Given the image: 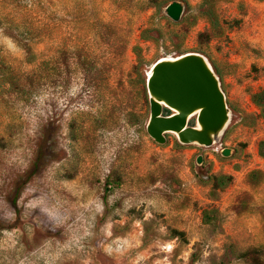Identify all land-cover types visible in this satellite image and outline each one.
I'll use <instances>...</instances> for the list:
<instances>
[{"label": "rangeland", "instance_id": "1", "mask_svg": "<svg viewBox=\"0 0 264 264\" xmlns=\"http://www.w3.org/2000/svg\"><path fill=\"white\" fill-rule=\"evenodd\" d=\"M162 1L0 0V55L36 82L26 102L0 95V264H246L237 255L254 249L264 262V119L251 100L264 90V0H212L216 32L204 0H178L179 23L163 13L174 0ZM147 29L155 41L140 40ZM179 52L204 53L222 77L232 119L209 149L173 135L158 145L137 121L150 115L137 80ZM13 121L22 128L10 138ZM113 172L124 183L109 192ZM220 175L233 183L214 193L209 178Z\"/></svg>", "mask_w": 264, "mask_h": 264}, {"label": "water", "instance_id": "2", "mask_svg": "<svg viewBox=\"0 0 264 264\" xmlns=\"http://www.w3.org/2000/svg\"><path fill=\"white\" fill-rule=\"evenodd\" d=\"M186 5L174 0L163 9L172 22L179 23ZM150 115L148 136L158 145L167 144L169 133L182 146L212 148L220 144L232 119L220 77L211 62L200 53H186L159 59L146 74ZM169 111V115H165ZM197 115L196 117H194ZM222 157L231 151L224 149ZM197 165L203 164L198 157Z\"/></svg>", "mask_w": 264, "mask_h": 264}, {"label": "trees", "instance_id": "3", "mask_svg": "<svg viewBox=\"0 0 264 264\" xmlns=\"http://www.w3.org/2000/svg\"><path fill=\"white\" fill-rule=\"evenodd\" d=\"M163 3L164 2L162 0H151L152 7H155L156 9L163 7L162 5ZM200 9H201L200 16L205 17L209 20L212 31L213 32L218 31L220 29V22L215 12L213 1L204 0L200 6ZM153 32L156 33L155 30H151V29L142 31L140 35V40H142L143 42L155 41L154 40L155 38H153V36L151 35V33ZM200 37L201 38L208 37V40H209V36L205 33L201 34ZM24 50L26 51V55H27L25 63L29 65L34 64L36 62L37 55L34 52H32L30 46L28 45L24 46ZM132 52L136 56V59H137V65H135L133 69L136 71L138 77H142V74H141L142 71H140V69L144 66V59L142 58V53H141L142 48L136 45L133 47ZM183 54L184 53L179 52V56ZM201 54H204V53H201ZM211 64L215 72L217 73V75L220 77L222 81L220 72L216 69V67L213 65L212 62ZM40 66H43V64ZM97 67L98 66H95L94 72H91V73H95V77L99 78L103 74V71ZM91 69L93 68H90L89 70H84V71L89 73ZM36 81H37V84H39L40 80H36ZM137 82L141 85L140 96L143 102L147 104L148 94H147V89H146V77L142 79L140 78L139 80H137ZM33 84H36L34 79H32L29 75H25L24 73H21L17 71L16 69H14L0 55V95H2V97L4 95H9L10 97H14L17 101L26 102L35 95L36 89L34 88L35 85ZM251 100L253 104L260 110V117L264 119V90H260L256 92L255 94H253L251 97ZM4 103L5 102H2L1 104H4ZM169 114H170L169 111H165V115H169ZM134 117L136 116L135 115L131 116V120H130L131 122L134 120ZM137 121L143 125L147 123L144 116L143 117L139 116V118H137ZM97 124H99V122ZM21 128H22L21 124H18L17 122L13 121L6 125V133L11 138L12 136L18 134ZM69 128H70L71 140L73 142H78L80 139V135L78 133L77 123L76 122L71 123ZM5 144H8L7 140L4 137H0V147L4 148ZM258 154L262 159H264V141H261L259 143ZM43 155L44 153L42 151V148L39 146L37 157L34 161L35 169H37L40 166L43 160ZM256 174L257 173H254L253 176H256ZM209 182L212 185V190L214 193L222 192L233 183V177L230 175L213 176L209 178ZM123 183H124L123 177L113 172L112 174L108 176L106 180V190L109 192H112L114 189L121 187ZM205 217L207 219V223H209L212 220V218H209L208 215H206ZM172 238L184 239L185 234L182 232L173 230ZM262 253L263 252L258 249L248 250L245 252H240L237 255V259L244 261L246 264H264L263 260L261 259Z\"/></svg>", "mask_w": 264, "mask_h": 264}, {"label": "bare ground", "instance_id": "4", "mask_svg": "<svg viewBox=\"0 0 264 264\" xmlns=\"http://www.w3.org/2000/svg\"><path fill=\"white\" fill-rule=\"evenodd\" d=\"M165 58H167V57H165ZM168 58H172V57H168ZM161 59H163V58H161ZM157 62V61H156ZM155 62V63H156ZM154 65V64H153ZM152 67V66H151ZM150 70V69H149ZM149 70H148V73H149ZM146 80H147V76H146ZM197 115H195L194 117H196ZM169 135H173V136H175L176 137V135L175 134H173V133H169ZM177 138V137H176Z\"/></svg>", "mask_w": 264, "mask_h": 264}]
</instances>
